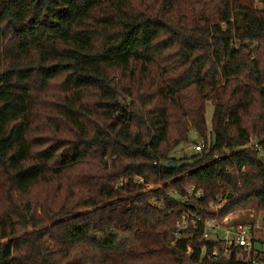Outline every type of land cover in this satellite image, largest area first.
I'll return each mask as SVG.
<instances>
[{
	"label": "trees",
	"instance_id": "trees-1",
	"mask_svg": "<svg viewBox=\"0 0 264 264\" xmlns=\"http://www.w3.org/2000/svg\"><path fill=\"white\" fill-rule=\"evenodd\" d=\"M251 137L264 149L255 0H0V264H244L177 230L170 192L264 219Z\"/></svg>",
	"mask_w": 264,
	"mask_h": 264
},
{
	"label": "built area",
	"instance_id": "built-area-1",
	"mask_svg": "<svg viewBox=\"0 0 264 264\" xmlns=\"http://www.w3.org/2000/svg\"><path fill=\"white\" fill-rule=\"evenodd\" d=\"M255 5L258 8H264V0L258 1ZM244 147L257 153L264 162V149L257 139L249 138ZM201 149L200 142L193 144L194 151L199 152ZM138 181L142 182V179L139 178ZM184 191V195H180L176 191L170 192V196L174 199L183 201L176 221L177 230L190 227L198 232L203 240L212 241V248L209 252L212 259L233 258L244 264H264V219L262 213L256 218L251 213L249 220H238L234 218L236 214L233 215V209L221 214L225 204L233 198L230 194L219 193L215 200L204 207L196 206L192 202L203 195L201 189L188 186L184 188ZM150 204L161 209L164 208L162 201L151 199ZM202 252L204 253V250Z\"/></svg>",
	"mask_w": 264,
	"mask_h": 264
},
{
	"label": "rangeland",
	"instance_id": "rangeland-1",
	"mask_svg": "<svg viewBox=\"0 0 264 264\" xmlns=\"http://www.w3.org/2000/svg\"><path fill=\"white\" fill-rule=\"evenodd\" d=\"M258 1L260 0H255V4L258 3ZM211 116H212V105L210 103H207L206 105V123H207V127L210 128V120H211ZM190 140H195V138L193 136L190 137ZM196 142H199V140H196ZM194 142V143H196ZM193 142H190L188 144L185 145H181L174 153L173 155L175 157H181L183 155V153H185L186 155H190L194 153L193 150ZM162 186L160 183H147V185L145 186V189H152V188H157ZM151 201V200H150ZM254 214V217L256 218L259 214H261L260 211H258L255 207V202L253 199L248 200L246 203L244 204H239L237 206H235L233 208V215H235L234 218L238 219V220H249V214Z\"/></svg>",
	"mask_w": 264,
	"mask_h": 264
},
{
	"label": "water",
	"instance_id": "water-1",
	"mask_svg": "<svg viewBox=\"0 0 264 264\" xmlns=\"http://www.w3.org/2000/svg\"><path fill=\"white\" fill-rule=\"evenodd\" d=\"M169 165H170V166H175V163L172 162V163H170Z\"/></svg>",
	"mask_w": 264,
	"mask_h": 264
}]
</instances>
